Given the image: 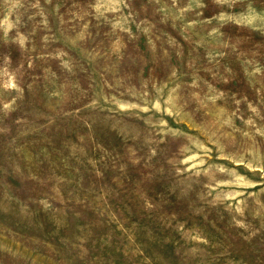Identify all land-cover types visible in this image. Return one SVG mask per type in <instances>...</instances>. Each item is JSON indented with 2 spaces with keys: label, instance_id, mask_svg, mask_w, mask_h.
Returning <instances> with one entry per match:
<instances>
[{
  "label": "rangeland",
  "instance_id": "1",
  "mask_svg": "<svg viewBox=\"0 0 264 264\" xmlns=\"http://www.w3.org/2000/svg\"><path fill=\"white\" fill-rule=\"evenodd\" d=\"M0 264H264V0H0Z\"/></svg>",
  "mask_w": 264,
  "mask_h": 264
}]
</instances>
